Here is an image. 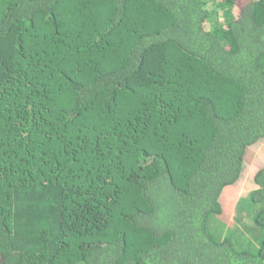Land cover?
I'll list each match as a JSON object with an SVG mask.
<instances>
[{
  "label": "trees",
  "instance_id": "obj_1",
  "mask_svg": "<svg viewBox=\"0 0 264 264\" xmlns=\"http://www.w3.org/2000/svg\"><path fill=\"white\" fill-rule=\"evenodd\" d=\"M0 264H264V0H0Z\"/></svg>",
  "mask_w": 264,
  "mask_h": 264
},
{
  "label": "rangeland",
  "instance_id": "obj_2",
  "mask_svg": "<svg viewBox=\"0 0 264 264\" xmlns=\"http://www.w3.org/2000/svg\"><path fill=\"white\" fill-rule=\"evenodd\" d=\"M262 150V147H260ZM258 151V155H260ZM247 181L245 184H247ZM222 213L214 216L210 221V229L219 237H224L227 230L235 227L251 234L254 226V216L259 207H255L249 202L248 190L245 186L238 187L232 193L225 194L221 198Z\"/></svg>",
  "mask_w": 264,
  "mask_h": 264
}]
</instances>
